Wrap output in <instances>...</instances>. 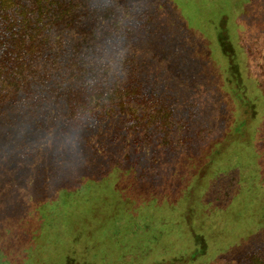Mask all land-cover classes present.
<instances>
[{"label":"rangeland","instance_id":"374dc122","mask_svg":"<svg viewBox=\"0 0 264 264\" xmlns=\"http://www.w3.org/2000/svg\"><path fill=\"white\" fill-rule=\"evenodd\" d=\"M118 5L131 111L0 109V264H263L264 0Z\"/></svg>","mask_w":264,"mask_h":264},{"label":"trees","instance_id":"16d2710c","mask_svg":"<svg viewBox=\"0 0 264 264\" xmlns=\"http://www.w3.org/2000/svg\"><path fill=\"white\" fill-rule=\"evenodd\" d=\"M118 1L0 0V109L15 107L27 118L34 117L48 110L47 98L64 95L60 102L66 104L63 107L73 127L87 119L108 118L117 107L123 113L131 111L126 99L135 92L131 83L110 81L117 63L115 47L123 38ZM99 2L103 7L97 18L90 9ZM71 31L84 33L85 44L80 38L76 46H66L64 37ZM65 51L70 57L60 67L66 61ZM56 68L64 74L53 83L50 78ZM62 80L68 83L61 86Z\"/></svg>","mask_w":264,"mask_h":264}]
</instances>
